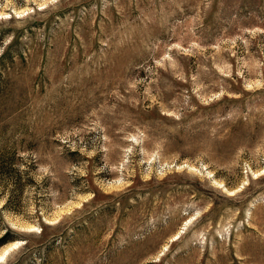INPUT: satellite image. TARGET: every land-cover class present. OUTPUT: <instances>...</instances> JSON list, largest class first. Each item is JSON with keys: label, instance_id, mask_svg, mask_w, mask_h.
Instances as JSON below:
<instances>
[{"label": "rangeland", "instance_id": "rangeland-1", "mask_svg": "<svg viewBox=\"0 0 264 264\" xmlns=\"http://www.w3.org/2000/svg\"><path fill=\"white\" fill-rule=\"evenodd\" d=\"M0 30V264H264V0H0Z\"/></svg>", "mask_w": 264, "mask_h": 264}, {"label": "trees", "instance_id": "trees-1", "mask_svg": "<svg viewBox=\"0 0 264 264\" xmlns=\"http://www.w3.org/2000/svg\"><path fill=\"white\" fill-rule=\"evenodd\" d=\"M6 32H3L2 30H0V50L5 46L4 44H5V42H6V39H5V36H6ZM11 43V42H10ZM1 59L2 60H5V59H7V53L5 52L4 54H2L1 55ZM2 154V156L5 158V160H3V162L5 161L7 164H9V165H12L13 164V154L12 155H9V156H7L8 154L6 153V152H4V153H1ZM7 167V166H6ZM6 167H4L3 168V166H1L0 167V173L2 172V173H9L8 172V170H7V168ZM16 174L15 175H17V178H18V176H20V174L18 173V172H15ZM10 175V177H11V174H9ZM16 177V176H15ZM21 178V177H20ZM20 178H18L17 180L20 182L21 180H20ZM22 179V178H21ZM18 183V182H17ZM19 188H21L22 189V186H20ZM7 235V234H6ZM5 235V236H6ZM4 236V237H5ZM3 237V238H4ZM6 238H4L3 240H5ZM2 240V241H3ZM2 241H0V242H2Z\"/></svg>", "mask_w": 264, "mask_h": 264}, {"label": "bare ground", "instance_id": "bare-ground-1", "mask_svg": "<svg viewBox=\"0 0 264 264\" xmlns=\"http://www.w3.org/2000/svg\"><path fill=\"white\" fill-rule=\"evenodd\" d=\"M9 248H10V247H9ZM9 248H8V249H9ZM5 251H8V250L6 249ZM5 254H6V253H5ZM5 254H3V256H0V262H2V261L4 260V257H5L4 255H5Z\"/></svg>", "mask_w": 264, "mask_h": 264}]
</instances>
